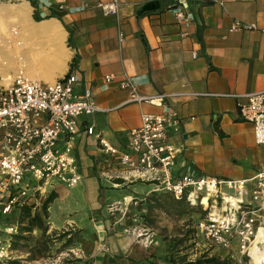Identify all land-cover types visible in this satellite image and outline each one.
I'll list each match as a JSON object with an SVG mask.
<instances>
[{
    "label": "crops",
    "instance_id": "1",
    "mask_svg": "<svg viewBox=\"0 0 264 264\" xmlns=\"http://www.w3.org/2000/svg\"><path fill=\"white\" fill-rule=\"evenodd\" d=\"M98 1L107 0H64L61 8L55 0H35L32 7L41 16L51 6L61 11L60 20L53 19L65 31L63 46L69 52L61 76L76 75L74 91L89 92L99 110L78 119L71 141L80 180L72 187L57 181L43 185L44 193L31 213L42 214L43 200L54 195L43 218L47 230L22 232L25 239L16 247L29 243L30 236L36 240L40 234L69 229L80 235V249L92 251L100 245L94 235L88 238L96 229L98 239L112 249L107 240L116 230L112 221L133 209L126 206L128 198L168 194L155 191L153 183L100 149L99 138L127 151V134L141 124L143 113L162 114L166 107L176 113L177 127L167 129L170 142L179 149L175 176L190 166L220 179L250 181L264 170V144L255 142L252 124L239 112L245 95L264 91V0H119L116 15H104ZM235 21L255 28L233 29ZM108 74L114 80L106 85L103 77ZM125 76L133 78L142 95L165 94L163 105L129 102L118 86ZM19 214L14 208L0 215L3 228L16 229L0 232L10 245L19 229ZM156 247L145 252L138 245L131 252L137 248L138 256H133L150 264L147 256ZM12 251L28 259L29 251ZM106 256L112 264H125Z\"/></svg>",
    "mask_w": 264,
    "mask_h": 264
},
{
    "label": "built area",
    "instance_id": "2",
    "mask_svg": "<svg viewBox=\"0 0 264 264\" xmlns=\"http://www.w3.org/2000/svg\"><path fill=\"white\" fill-rule=\"evenodd\" d=\"M55 1L61 8L64 0ZM118 5L119 0L97 2L104 15H116ZM232 28L255 25L235 21ZM103 80L108 85L114 76L105 75ZM76 83L74 74L46 82L19 71L9 84L0 85V215L20 208L28 198H34L36 206L46 183L57 181L72 187L80 180L71 141L78 131V119L99 109L89 92L74 91ZM118 86L126 91L129 102L163 105L166 96L138 93L130 76L120 79ZM245 98L240 117L252 124L255 142L264 144V91ZM177 124L176 113L167 107L162 114L143 113L141 124L127 134V151L99 138L100 149L117 157L130 173L153 183L155 191L200 206L204 215L193 224L196 235L224 251L233 264H246L243 258H253L255 245L264 248V170L250 181L216 178L190 166L175 176L179 149L170 142L167 129ZM87 132L91 134L92 128ZM141 200L128 198L133 204ZM1 231L11 234L16 229L3 228L0 223ZM9 245L0 239V264L8 258Z\"/></svg>",
    "mask_w": 264,
    "mask_h": 264
},
{
    "label": "rangeland",
    "instance_id": "3",
    "mask_svg": "<svg viewBox=\"0 0 264 264\" xmlns=\"http://www.w3.org/2000/svg\"><path fill=\"white\" fill-rule=\"evenodd\" d=\"M22 1L0 0V5H17ZM28 4L30 6L29 14L32 18L33 9L29 2ZM64 39L63 36L61 48H65L63 46L65 45L63 44ZM60 46H56L51 35L29 33L25 19L17 12L13 11L8 16L0 17V85L9 84L19 71L46 82H52L61 77L63 73H58L57 66ZM51 75L53 79H50ZM126 206H131L133 209L126 211L125 217L122 219L112 221L116 225V230L111 231L107 237V240L113 245L112 249L110 247L107 249L104 240L98 239L96 229L88 238L93 239L94 235L100 245L98 249L92 251H84L79 248L81 237L76 230L61 229L56 233L40 234L36 240L30 236L29 243L25 246L19 245L18 250L29 251L28 259L19 257L21 255L19 251L11 252V245H9V255L3 264H68V262L70 264L74 262L75 264H112L110 257H107L106 254L119 258L125 264H141L139 262L142 261V258L133 256V254H138L137 248L133 250V254L131 252L132 247L138 245L145 252H148L151 247L157 246L151 254L152 257L149 255L146 259L152 264H164L162 258L173 250L178 255H183L186 260L193 259L204 251L221 257L227 256L224 251L213 247L197 235V243L185 240L183 244L171 247L179 239H182L185 230L184 224L196 220L199 212L203 211L200 206H191L185 200H177L164 193L150 198L147 196L136 204L128 202ZM112 209L116 210L117 206H113ZM65 231L71 233L69 236L73 242L70 245L66 244L69 236H60ZM0 239L7 243V240L1 237ZM19 243L17 242V245ZM143 245L146 247L144 248ZM67 246H70V252L67 250ZM243 260L246 264H256L253 258L245 257Z\"/></svg>",
    "mask_w": 264,
    "mask_h": 264
},
{
    "label": "trees",
    "instance_id": "4",
    "mask_svg": "<svg viewBox=\"0 0 264 264\" xmlns=\"http://www.w3.org/2000/svg\"><path fill=\"white\" fill-rule=\"evenodd\" d=\"M31 4L32 7L36 6L35 0H27ZM61 11L56 9V7L51 6L49 8V11L41 16L38 11H33L32 18L35 22L40 21H49L53 18H57L60 20L61 18ZM65 40V39H64ZM64 44V41H63ZM65 46V45H64ZM54 195L51 194L50 196L46 197L41 205V212H34L31 213L32 208L35 207L34 198H28L19 208L20 214H19V229L16 235L13 236V242L11 244V248H17V242L20 240L25 239V237L22 235V232H31L33 228H39L43 233L46 232L47 226L45 225L44 219L47 216V205L48 203L53 199ZM204 215V211L199 212L198 218L195 220L189 221V223L184 224L185 230L184 235L182 239H179L176 244L174 243L171 247H175V245H181L183 244V241L189 240L192 243H197V236L195 232V228L193 227V224L196 223L202 216ZM69 236V231H65L62 233V237ZM186 236V237H185ZM73 242V239L69 236L66 244L70 245ZM181 250V249H178ZM149 257H152L150 255ZM162 261L164 264H233L232 260L228 257H221L219 255L209 254L207 251H204L200 253L198 256L194 257L193 259L186 260L183 255H178L177 253L172 251H169L168 254L162 258ZM152 264V263H150Z\"/></svg>",
    "mask_w": 264,
    "mask_h": 264
},
{
    "label": "bare ground",
    "instance_id": "5",
    "mask_svg": "<svg viewBox=\"0 0 264 264\" xmlns=\"http://www.w3.org/2000/svg\"><path fill=\"white\" fill-rule=\"evenodd\" d=\"M13 11L19 13L20 16H23V18L25 19L28 25L29 33H31L32 35H37V34L51 35L54 38L56 46L59 47L61 45L64 31L61 25L56 20L35 22L29 14L30 6L28 2H26L25 0H23L21 3L17 5H13V4H10L8 6L0 5V17L8 16V14ZM68 53H69L68 49L63 47L61 48L60 46V49L58 51V59H57L59 74L63 73V70L66 67V60L68 59V55H69ZM52 78L53 77L51 75L50 79ZM143 247L145 248L146 245H143ZM251 254L256 264H264V248H259L258 245H255Z\"/></svg>",
    "mask_w": 264,
    "mask_h": 264
}]
</instances>
